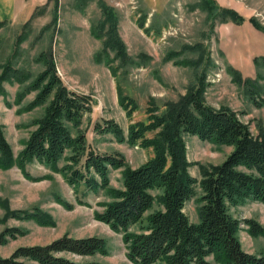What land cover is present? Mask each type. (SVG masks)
<instances>
[{
	"label": "rangeland",
	"instance_id": "rangeland-1",
	"mask_svg": "<svg viewBox=\"0 0 264 264\" xmlns=\"http://www.w3.org/2000/svg\"><path fill=\"white\" fill-rule=\"evenodd\" d=\"M97 1L89 0L82 6L83 0H22L23 16L0 20V76L2 68L11 65L26 79L24 85L2 82L6 96H0V124L15 160L36 129L33 121L45 110L46 105L28 109L35 94L18 101L23 89L45 70L42 56L54 61L57 73L71 91L91 98V111L85 114L79 129L86 136L87 149L102 155L119 153L132 169L151 160L153 149L120 142L112 134L99 133L96 126L114 121L127 136L131 125L149 122L152 108L161 115L169 105L185 98L205 68L206 104L235 113L254 138L264 135V105L259 103L264 100V0H212L220 8L242 16L245 21L241 24L219 14L214 19L202 0H104L118 15L125 59L106 49L108 27L99 37L93 35V29L105 19ZM239 77L242 84L236 81ZM246 80H251L262 94L257 105L250 98L249 86L244 85ZM122 98L137 105L132 116L122 107ZM184 142L191 164L189 172L198 180L205 170L221 165L234 151L232 145L203 142L190 135H185ZM64 164L62 161L58 168ZM26 171L33 180L26 179L17 165L0 169V235L7 228L24 232L0 245V256L8 258L20 247L44 246L66 235L75 239L97 236L107 242V255L66 256L76 261L133 264L127 257L123 234L113 232L95 217L113 201L109 190L123 188L124 169L111 171L110 189L96 193L84 185H69L61 174L38 162L28 164ZM197 191L198 196L184 208L192 223L200 220L201 190ZM58 198L73 207L66 209ZM80 198L82 204L78 203ZM35 209L51 216L56 226L42 227L34 221L8 217L10 211ZM161 209L156 201L147 215ZM231 212L242 222L253 220L264 228L261 203L248 202ZM140 230L138 225L131 231ZM237 237L244 251L264 256V237L252 236L250 227L242 224Z\"/></svg>",
	"mask_w": 264,
	"mask_h": 264
},
{
	"label": "trees",
	"instance_id": "trees-1",
	"mask_svg": "<svg viewBox=\"0 0 264 264\" xmlns=\"http://www.w3.org/2000/svg\"><path fill=\"white\" fill-rule=\"evenodd\" d=\"M87 1L83 0L81 5L85 6ZM97 4L105 19L93 29V35L99 37L108 27L106 49L116 51L117 57L125 59L126 47L119 36L115 9L104 0H98ZM203 4L214 19L219 14L223 18L231 17L237 24L245 21L238 13L220 8L212 0H202ZM252 22L261 29L255 19ZM41 61L46 65L45 70L23 89L18 101L35 94L28 109L46 105L44 113L33 121L36 129L17 160L0 124V169L9 170L17 165L26 179L33 180L26 166L38 162L61 174L69 185L76 188L84 185L95 193L110 189L111 171L124 169L123 188L109 190L113 201L103 212L95 213V217L113 232L123 234L127 257L133 264H264V256L244 251L237 237L242 224L250 227L254 237H264V228L253 220L242 222L231 212L232 208L248 202L264 205V135L254 138L249 127L235 113L206 104L203 93L208 85L207 68L190 86L185 98L169 105L161 115L152 108L149 122L131 125L127 136L114 121L96 126L99 133L112 134L120 142L153 149L151 160L132 169L119 153L102 155L87 149L86 136L79 129L85 114L91 111V98L71 91L57 73L51 58L42 56ZM2 69L0 96L5 97L2 82L24 85L26 79L11 65ZM236 81L243 83L241 77ZM244 85L249 86L250 98L257 105L262 95L259 89L251 80H246ZM259 103L264 105V100ZM121 105L129 116L137 109L129 98H122ZM152 133H156L154 137L147 136ZM185 135L203 142L232 145L234 151L221 165L205 170L202 179L198 180L189 172L191 164L187 160ZM67 153L70 156L66 158ZM62 161L65 164L59 169ZM198 188L202 202L200 220L192 223L184 208L198 196ZM153 192L159 194L155 196ZM57 201L66 209L73 207L61 198ZM156 201L162 209L147 215ZM78 203L82 204L83 200L80 198ZM8 217L34 221L42 227L56 226L51 216L38 209L10 211ZM138 225L140 232H132ZM23 233L19 228H7L0 235V245L23 236ZM107 254V242L103 238L75 239L66 235L44 246L20 247L8 258L0 256V264H103L76 261L66 255L93 258Z\"/></svg>",
	"mask_w": 264,
	"mask_h": 264
},
{
	"label": "crops",
	"instance_id": "crops-1",
	"mask_svg": "<svg viewBox=\"0 0 264 264\" xmlns=\"http://www.w3.org/2000/svg\"><path fill=\"white\" fill-rule=\"evenodd\" d=\"M22 0H0V20H12L21 15Z\"/></svg>",
	"mask_w": 264,
	"mask_h": 264
}]
</instances>
